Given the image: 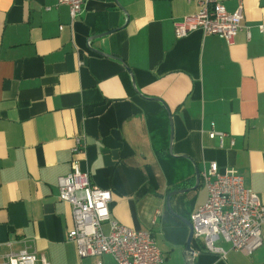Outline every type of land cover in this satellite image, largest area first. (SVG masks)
Wrapping results in <instances>:
<instances>
[{
	"label": "crops",
	"instance_id": "0c3cea01",
	"mask_svg": "<svg viewBox=\"0 0 264 264\" xmlns=\"http://www.w3.org/2000/svg\"><path fill=\"white\" fill-rule=\"evenodd\" d=\"M200 1L86 0L72 23L57 0H0V258L29 250L47 264H115L80 259L68 240L58 179L74 160L111 191L112 220L152 233L165 264H187L190 230L175 215L190 221L206 203L196 173L211 163L264 204V0H226L229 13L243 6L251 32L232 45L202 30L176 38ZM81 136L87 149L73 155ZM181 190L173 215L168 197ZM193 243L192 264H264V244L247 257L221 239L223 259Z\"/></svg>",
	"mask_w": 264,
	"mask_h": 264
},
{
	"label": "built area",
	"instance_id": "2783aa9c",
	"mask_svg": "<svg viewBox=\"0 0 264 264\" xmlns=\"http://www.w3.org/2000/svg\"><path fill=\"white\" fill-rule=\"evenodd\" d=\"M69 9L73 23L83 13L86 0H57ZM191 2L192 0H188ZM226 0H201L198 13L175 24V36L182 39L202 30L207 35H218L232 45L237 34L244 30L250 38V28L243 25L244 9L229 13ZM264 39V25L258 27ZM221 134L211 133L215 139ZM87 143L83 136L76 139L73 155L85 153ZM208 191L206 203L196 209L190 218L193 239L203 243L204 251L225 258L227 251L217 245L224 240L234 251L252 256L264 244V204L256 193L245 186L244 178L235 171L220 172L211 163L200 175ZM58 198L68 203L72 211L73 228L68 240L76 244L80 259L110 256L115 264H165L164 256L149 231L134 230L112 220L110 205L112 193L91 181L78 161L72 170L58 179ZM108 223L110 231L104 233ZM36 252L24 250L0 258V264H38ZM42 264H47L44 259Z\"/></svg>",
	"mask_w": 264,
	"mask_h": 264
},
{
	"label": "water",
	"instance_id": "95a60500",
	"mask_svg": "<svg viewBox=\"0 0 264 264\" xmlns=\"http://www.w3.org/2000/svg\"><path fill=\"white\" fill-rule=\"evenodd\" d=\"M109 33H106V34H102L98 37H95V38H102L104 36H107ZM97 52V51H96ZM98 54H101V55H105L104 53H101V52H97ZM127 71L128 73H130V70L127 68ZM173 139V135L171 136V141ZM171 150V149H170ZM200 184V175L199 173H196V186H198ZM188 190H181V191H176V192H173L169 195L168 197V202H167V205H168V209L169 211L173 214L174 212L172 211L171 209V206H170V198L172 197V195H176V194H181V193H185L187 192ZM178 219H180L182 222H184L189 230H190V235H189V238H188V241H187V245H186V248H185V251H186V255L188 256L187 258V264H192L193 263V259H194V256H195V251L194 249L192 248V244H193V226H192V223L188 220H185L177 215H175Z\"/></svg>",
	"mask_w": 264,
	"mask_h": 264
},
{
	"label": "trees",
	"instance_id": "16d2710c",
	"mask_svg": "<svg viewBox=\"0 0 264 264\" xmlns=\"http://www.w3.org/2000/svg\"><path fill=\"white\" fill-rule=\"evenodd\" d=\"M193 246L195 247L194 243H193Z\"/></svg>",
	"mask_w": 264,
	"mask_h": 264
}]
</instances>
